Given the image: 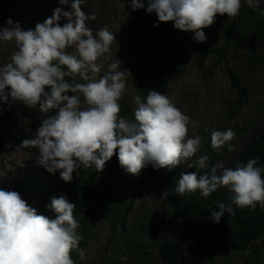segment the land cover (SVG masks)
<instances>
[{"label": "clouds", "instance_id": "obj_1", "mask_svg": "<svg viewBox=\"0 0 264 264\" xmlns=\"http://www.w3.org/2000/svg\"><path fill=\"white\" fill-rule=\"evenodd\" d=\"M245 2L264 15L261 0ZM69 3L59 0L62 6ZM85 4L86 0H71L70 10L55 8L34 29L25 30L11 18L0 29V41L15 45L8 62L0 66V101L38 109L44 116L35 138L25 139L16 151L38 148V164L49 174L59 172L65 183L81 167L102 172L114 155L131 175L138 176L148 165L173 171L195 156L202 137L189 136L190 117L156 90L133 98L132 119L121 115L120 101L131 73L121 71L116 59L99 75L98 60L110 58L106 54L116 42L115 33L107 25L95 31L89 27L96 16L82 10ZM131 7L144 8V0H131ZM241 7L242 0H147L146 11L155 12L159 22H173L177 30L194 33V40L203 43L207 39L203 29L218 15L237 17ZM62 19L66 22L61 26ZM235 136L232 129L213 130L211 147L235 151L231 143ZM257 164L258 158H250L246 163L236 161L235 168L221 161L210 166L209 156L201 155L188 164L196 171L181 173L175 192L184 196L199 191L207 198L227 188L230 203L221 202L210 212L209 220L217 224L226 213L235 214L232 205L264 209V167ZM47 208L55 218L39 214L18 192L0 189V264H76L73 251L84 258L76 204L60 195L52 197Z\"/></svg>", "mask_w": 264, "mask_h": 264}, {"label": "trees", "instance_id": "obj_2", "mask_svg": "<svg viewBox=\"0 0 264 264\" xmlns=\"http://www.w3.org/2000/svg\"><path fill=\"white\" fill-rule=\"evenodd\" d=\"M20 1L22 0H0V7L6 8ZM119 1L136 13L146 29V47L140 54L137 69L131 70V76L128 78L134 83L137 95L141 97H146L149 90L161 92L168 85L180 80L187 70L184 55L172 42V36L177 29L173 22H159L155 12L147 13V0H144L145 7L137 10L132 9L131 0ZM53 8L54 5H51L45 15L49 17ZM261 8H264V0H261ZM156 24L158 26H154ZM203 31L207 37L203 43L194 40V33L182 31L190 42L191 52L198 65L211 53H216L220 61L224 62L230 49L232 54H237L240 48L244 49L246 58L251 63L256 64L264 60V15L250 9L247 4L242 8L239 20L233 27L224 31V46L217 49L210 47V27ZM228 75L232 87L237 90L236 106H239L248 91L240 87L237 72L231 70ZM120 104L121 115L132 119L133 109L129 102L123 97ZM7 107L8 104L0 101V112ZM49 114L52 115L51 112ZM256 115L257 127L250 131L248 138L234 156L225 159L226 148L215 150L210 143L202 150V155L209 156L210 166L221 161L225 167L235 168L236 161L246 163L250 158H258L257 166L264 167V102L256 109ZM43 118L40 113L34 126L36 131ZM247 128L249 123L232 130L238 136ZM8 139L9 135L0 127V150L5 149ZM148 172L165 190V203L172 209L176 224L180 226V238L170 240L158 230L148 232L146 228L151 225L150 219L147 223L134 222L128 227L126 216L134 200L140 197L142 182L135 175L127 173L120 166L118 155H114L102 172L81 167L77 174L74 173L70 182L72 203L76 204L74 216L80 224L77 231L83 237L79 244L80 250L86 247L97 225L106 221L111 231L109 245H114L118 253L129 255L135 264H213L215 260L208 253L210 242L219 243L225 253H239L243 264H259L258 258L264 253V209L259 205L255 210L240 209L232 205L234 215L226 213L220 223H213L209 220L211 210L217 209L221 202L226 205L230 203L232 194L227 188H221L207 198L202 197L199 191L181 196L175 192V187L181 173L185 172L182 165L171 172L161 169H149ZM24 188L39 198L51 194L39 184L26 179L16 185L15 191L20 192ZM126 198H129L128 204H124ZM155 237L158 239L157 251L152 255L147 251V247L148 241L154 240ZM71 255L72 259L77 261L79 251H73ZM114 264L121 263L115 261Z\"/></svg>", "mask_w": 264, "mask_h": 264}, {"label": "rangeland", "instance_id": "obj_3", "mask_svg": "<svg viewBox=\"0 0 264 264\" xmlns=\"http://www.w3.org/2000/svg\"><path fill=\"white\" fill-rule=\"evenodd\" d=\"M70 3L62 6L59 4V0H22L6 8L0 7V29L8 26L9 18L14 23L19 22L25 30L34 29L37 23H43L48 18L45 12L51 5H54L53 10L63 7L65 11H68ZM245 4V0H242L240 14L235 18H229L227 15L217 16L216 22L210 26V47L217 49L225 45L224 31L233 27L239 20ZM53 10L52 13L50 12V16L53 14ZM82 10L89 14L95 13L96 19L89 21V27L94 31L107 25L109 30L115 33L116 42L111 45V52L106 54L110 58L102 57L98 60L102 66L99 75L107 72L108 65L116 59L121 61V71L136 70L140 54L147 44L145 25L136 13L119 0H86ZM64 22L66 21L63 19L60 21L61 26ZM172 42L174 47L184 55L187 70L180 80L168 85L160 93L167 95L179 109L190 117L189 136L199 135L202 137L200 150L193 158L181 164L185 172L195 171L196 168L189 169L188 164L198 159L202 155V150L209 143L211 144L213 130L237 129L243 124L249 123V128L231 141L235 151L230 152L227 146H224L226 148L224 158L228 159L238 152L250 131L257 127L256 109L264 102V60L256 64L251 63L246 58L244 49L240 48L237 54H232V49H230L224 62L220 61L216 53H211L201 65H198L184 32L176 30L172 36ZM14 48V43L0 41V66L8 62ZM231 70L238 73L240 87L248 91L245 100L239 106H236L237 90L232 87L228 75V71ZM76 80L79 82V77ZM136 95L134 83L128 78L124 98L133 110L135 108L133 98ZM51 113L55 114L54 111ZM39 115L38 109H30L20 103L12 104L0 112V127L9 135L5 149L0 150V189L15 191L16 185L24 179L39 184L51 194L39 198L25 188L18 193L39 214L52 218L55 217V213L47 208L52 197L65 195L70 202H73L71 183L62 181L59 172L49 174L38 164L36 159L39 155L38 148L30 147L19 152L16 151L25 139L35 138L34 126L38 122ZM149 169L154 168L152 165H148L136 176L142 182L140 197L132 203L126 216V223L129 227L134 222L147 223L150 219L151 225L146 228L148 232L158 230L167 239H179L180 226L176 224L172 209L165 203V190L149 174ZM128 203L129 198H126L124 204ZM110 235L108 223L100 222L83 249L84 258L81 259L79 256L76 264H100L101 262L114 264L115 261L121 264H135L129 255L118 253L114 245H109L111 243ZM157 240L155 237L154 240L148 241L147 251L152 255L156 254ZM208 253L215 260L213 264H243V258L239 253L232 251L225 253L217 242H210ZM258 262L264 264V253L260 254Z\"/></svg>", "mask_w": 264, "mask_h": 264}]
</instances>
